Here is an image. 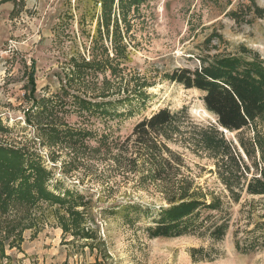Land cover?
Segmentation results:
<instances>
[{
    "label": "trees",
    "instance_id": "1",
    "mask_svg": "<svg viewBox=\"0 0 264 264\" xmlns=\"http://www.w3.org/2000/svg\"><path fill=\"white\" fill-rule=\"evenodd\" d=\"M75 1L78 25L89 39L87 55L78 52L69 58L58 91L34 97L33 87L29 95L25 93L31 104L26 121L35 126L41 145L61 144L68 153L82 154L86 160H110L112 169L135 176L138 188L153 186L164 201L152 206L126 201L117 209L111 207L110 213L119 214L131 226L139 217H148L144 230L150 238L189 235L209 240L207 246L189 247L188 253L194 262L215 259L220 254L216 244L231 227L230 204L238 203L243 194L264 195V60L243 44L235 50H219L211 40H224L212 32L203 41L205 51L197 55L198 65L176 67L163 79L199 90L205 110L215 119H194L185 104L177 109L160 106L138 119L125 138L110 137L106 128L144 106L151 96L149 88L155 85L123 65L134 21L143 18L148 0ZM246 9L242 17L237 9L227 14L237 23L251 22L246 17L250 13L264 15L255 0ZM72 113L99 119L105 129L73 126L66 121ZM11 131L0 119V133ZM91 139L96 145L88 143ZM171 145L211 161L209 172L216 175L223 191L198 185L182 170L186 165L181 152ZM57 180L38 148L0 141V258H8L9 249L21 250L24 232L36 229L45 211L64 235L72 237L68 242H82L90 249L97 246L96 229L88 219L89 198L77 189H59ZM260 216L264 218V213ZM253 224L241 236L238 227L233 231L237 252L264 249V219Z\"/></svg>",
    "mask_w": 264,
    "mask_h": 264
},
{
    "label": "rangeland",
    "instance_id": "2",
    "mask_svg": "<svg viewBox=\"0 0 264 264\" xmlns=\"http://www.w3.org/2000/svg\"><path fill=\"white\" fill-rule=\"evenodd\" d=\"M255 2L264 8V0ZM249 3L250 0H148L142 8L143 18L134 21V36L123 65L155 85L149 88L151 96L144 106L139 105L130 117L113 121L111 131L106 128L110 137L125 138L138 119L160 106L177 109L185 104L194 119L214 120V115L205 110L199 90L164 80L163 74L176 67L198 65L197 55L205 51L203 41L212 32L224 40H211L219 50H235L243 44L264 60V15L259 18L250 13L246 17L252 18L251 22L237 23L227 14L237 9L242 17ZM75 4V0H0V119L12 128L9 133H0V141L38 148L58 179L59 189H77L89 198L88 219L96 229L97 246L90 249L82 242H68L72 237L64 235L54 217L45 211L36 229L24 232L21 250H7L9 257L0 258V264H264V249L239 253L233 236L237 227L241 236L242 230L264 219L260 216L264 213V195L243 194L238 203H231V227L216 244L220 254L211 261L194 262L188 248L207 246L209 240L189 235L150 238L144 230L148 217H139L131 226L119 214L110 213L111 207L117 209L126 201L151 206L164 203L153 186L136 187L135 176L112 169L110 160H86L82 154L68 153L61 144H40L35 126L25 118L31 105L25 100V93L29 95L33 87L34 97L58 91L69 58L78 52L87 55L89 39L78 25ZM86 120L74 113L66 116L73 126L98 132L105 129L99 119ZM225 133L233 137V133ZM88 143L96 145L94 139ZM171 147L181 152L186 165L182 170L198 185L217 193L223 191L216 175L209 172L211 161L177 145ZM63 168L72 170L65 172Z\"/></svg>",
    "mask_w": 264,
    "mask_h": 264
},
{
    "label": "water",
    "instance_id": "3",
    "mask_svg": "<svg viewBox=\"0 0 264 264\" xmlns=\"http://www.w3.org/2000/svg\"><path fill=\"white\" fill-rule=\"evenodd\" d=\"M224 132H226V130H224Z\"/></svg>",
    "mask_w": 264,
    "mask_h": 264
}]
</instances>
